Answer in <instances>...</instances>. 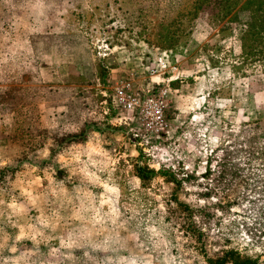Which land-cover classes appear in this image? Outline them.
Returning a JSON list of instances; mask_svg holds the SVG:
<instances>
[{
  "label": "rangeland",
  "instance_id": "1",
  "mask_svg": "<svg viewBox=\"0 0 264 264\" xmlns=\"http://www.w3.org/2000/svg\"><path fill=\"white\" fill-rule=\"evenodd\" d=\"M247 3L0 0V264L38 258L5 206L36 174L54 209L80 203V231L105 235L53 264H215L227 251L264 264V50L248 46ZM51 48L70 58L48 63ZM159 52L166 129L134 138L113 88L145 85Z\"/></svg>",
  "mask_w": 264,
  "mask_h": 264
},
{
  "label": "crops",
  "instance_id": "2",
  "mask_svg": "<svg viewBox=\"0 0 264 264\" xmlns=\"http://www.w3.org/2000/svg\"><path fill=\"white\" fill-rule=\"evenodd\" d=\"M57 56L59 55L51 48L50 53L44 57L48 58V63L53 58H65L66 60L70 58L66 54ZM205 81L206 77L203 74L196 86L201 87ZM46 187L47 185L43 184L42 176L36 174L31 180L20 182L18 185L21 192L20 198L8 204L9 211L17 225L15 239L18 243L25 245L26 242H30L29 245L34 246L39 254L37 259L27 264H53L54 257L60 250L72 248L80 240H92L105 236L99 229L94 231L87 228L82 233L80 228L86 224L85 221L81 222L80 220L81 217H84L83 213L80 214V203L76 205L77 209L73 212L57 211L53 206L52 194ZM59 215H65L66 218ZM56 243L58 245L55 248L53 246H56ZM49 245L52 247L49 248Z\"/></svg>",
  "mask_w": 264,
  "mask_h": 264
},
{
  "label": "built area",
  "instance_id": "3",
  "mask_svg": "<svg viewBox=\"0 0 264 264\" xmlns=\"http://www.w3.org/2000/svg\"><path fill=\"white\" fill-rule=\"evenodd\" d=\"M169 68V60L165 52H159L153 58L152 66L146 67L148 82L142 87H135L131 81L117 83L112 92V102L121 112L128 114L133 121L137 134L148 138H159L166 129L165 114L168 110V92L166 86L159 82L160 74ZM157 74V75H155ZM158 78L157 82L152 81ZM171 78H168L167 82Z\"/></svg>",
  "mask_w": 264,
  "mask_h": 264
},
{
  "label": "trees",
  "instance_id": "4",
  "mask_svg": "<svg viewBox=\"0 0 264 264\" xmlns=\"http://www.w3.org/2000/svg\"><path fill=\"white\" fill-rule=\"evenodd\" d=\"M239 11H240V13L242 12L243 16L245 17L246 27H248V31L245 32V36H246V39H248L250 42L249 43L250 45H248L249 48L254 53H255L256 49H258V50L260 49L263 51L264 50V0H248V3ZM242 36H241V38H242ZM240 50L241 51L243 50V46H240ZM257 53H259V52H257ZM246 54L252 55V53H250V52H247ZM165 118H166V114H165ZM250 130H251V128H249L248 124L242 125V129H241L242 132H245V133H247L248 131L251 132ZM261 151L264 152V149H261ZM19 198H20V196L9 201V203L18 200ZM9 203L8 202L5 203L7 210H9V208H8ZM10 216L14 221V227H15L14 235H15L16 230H17L16 221L14 220V217L12 216V214H10ZM59 216L64 218L63 215H59ZM83 219L84 218L81 217V219H80L81 222ZM49 241H52V239H49ZM26 243H27L26 245L30 244V242H26ZM57 245L58 244L56 243V246H53V247L56 248ZM50 247H52V246L49 245V248ZM214 263L215 264H251L249 261L239 257L235 251L225 252L223 254V256L221 258H219L218 260H216Z\"/></svg>",
  "mask_w": 264,
  "mask_h": 264
}]
</instances>
